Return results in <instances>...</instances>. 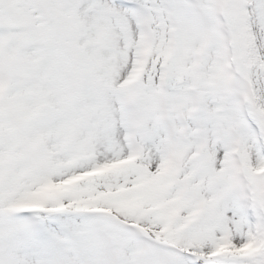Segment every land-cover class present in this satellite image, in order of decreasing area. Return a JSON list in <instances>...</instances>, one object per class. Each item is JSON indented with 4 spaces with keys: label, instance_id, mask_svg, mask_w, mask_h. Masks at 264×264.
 Segmentation results:
<instances>
[{
    "label": "snow or ice",
    "instance_id": "obj_1",
    "mask_svg": "<svg viewBox=\"0 0 264 264\" xmlns=\"http://www.w3.org/2000/svg\"><path fill=\"white\" fill-rule=\"evenodd\" d=\"M0 264H264V0H0Z\"/></svg>",
    "mask_w": 264,
    "mask_h": 264
}]
</instances>
